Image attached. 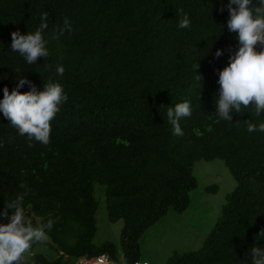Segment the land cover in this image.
Masks as SVG:
<instances>
[{
    "label": "trees",
    "instance_id": "trees-1",
    "mask_svg": "<svg viewBox=\"0 0 264 264\" xmlns=\"http://www.w3.org/2000/svg\"><path fill=\"white\" fill-rule=\"evenodd\" d=\"M228 2L0 0V99L20 76L38 90L51 77L68 96L50 122L47 146H30L0 112V211L27 193L24 207L34 226L56 220L48 233L56 256L31 253L25 264H78L103 254L111 264H122L119 255L126 264L139 261L140 235L170 208H187L198 186L195 163L213 159L224 162L235 186L201 246L175 254L172 264H251L250 248L264 247L258 235L264 230V132L246 131L248 112L233 113L229 122L215 111L218 71L228 64L229 46L233 53L239 47L227 28V9L218 10ZM180 8L190 28H178ZM43 12L50 54L28 65L13 52L11 33L35 32ZM65 17L73 31L51 39ZM217 49L224 54L214 59ZM196 62L201 88L194 80ZM58 64L65 68L62 77L55 74ZM185 100L192 114L179 121V137L167 108ZM217 189L215 183L205 186ZM97 194L108 220L121 222L119 246L93 240Z\"/></svg>",
    "mask_w": 264,
    "mask_h": 264
},
{
    "label": "clouds",
    "instance_id": "clouds-1",
    "mask_svg": "<svg viewBox=\"0 0 264 264\" xmlns=\"http://www.w3.org/2000/svg\"><path fill=\"white\" fill-rule=\"evenodd\" d=\"M228 11V31L236 33L235 39L239 47L233 53L231 46L228 64L218 71L217 83L220 85L218 99L215 100V111L219 120L232 121V114L237 116L244 112L251 114V119L244 120L246 131L264 132V0H229L218 10ZM177 12L181 18L179 29L190 28L191 21L182 8ZM48 13L40 15V25L35 32L22 35L19 30L11 33V48L19 53L28 65L36 64L38 57L46 59L49 56L47 47L49 41L43 33L48 29ZM73 31L72 22L65 17L63 27L58 28L51 39H59L65 32ZM257 45L260 50L257 51ZM207 53V52H206ZM205 53V54H206ZM224 50L217 49L214 59L223 56ZM51 65L47 68L50 71ZM199 64L193 65L194 80L201 88L202 76L197 72ZM17 72L20 70L17 69ZM65 68L56 65L55 74L63 76ZM29 91L20 92L24 85ZM68 100L63 86L53 82L50 77L44 82L43 89L38 90L31 80L24 76L17 78L15 87L9 92L7 86L3 88V98L0 99V112L9 119L17 134L25 136L30 142L36 141L45 146L50 144L51 121L61 111V107ZM192 106L189 100L177 103L167 108V119L172 125L173 135L182 137L184 132L179 121L190 117ZM255 118L257 122H253ZM13 137L9 136L8 142ZM3 144L0 143V147ZM21 187H24L21 185ZM24 193L4 203L0 211V264H25V253H28L35 243H43L49 239L48 233L52 230L56 220L48 219L33 225L29 219L28 210L24 207ZM30 207V206H29ZM9 210L11 213L9 214ZM264 237V230L258 234ZM251 264H264V247L255 245L250 248ZM138 261V260H137ZM145 261V260H143ZM147 262V261H146ZM149 263V262H148ZM98 264H108L107 254L98 258Z\"/></svg>",
    "mask_w": 264,
    "mask_h": 264
},
{
    "label": "rangeland",
    "instance_id": "rangeland-1",
    "mask_svg": "<svg viewBox=\"0 0 264 264\" xmlns=\"http://www.w3.org/2000/svg\"><path fill=\"white\" fill-rule=\"evenodd\" d=\"M193 174L198 186L190 192V202L181 212L169 209L159 220L146 228L138 239L139 261L149 264H172L175 254H181L199 248L210 231L227 194L235 186L230 171L220 159L200 160L194 165ZM215 183L218 189L208 192L205 186ZM96 211L97 231L94 242H114L119 246L121 222L109 221L105 212L104 197L99 194ZM30 219V218H29ZM31 253H41L47 258L56 256L50 246L49 239L43 243H35L25 257ZM171 260V261H170ZM119 262L126 260L119 255Z\"/></svg>",
    "mask_w": 264,
    "mask_h": 264
},
{
    "label": "built area",
    "instance_id": "built-area-1",
    "mask_svg": "<svg viewBox=\"0 0 264 264\" xmlns=\"http://www.w3.org/2000/svg\"><path fill=\"white\" fill-rule=\"evenodd\" d=\"M99 257H100V256H97V257H94V258L87 259V260H85V261L80 260V261L78 262V264H98V258H99ZM108 264H111V262L108 261ZM132 264H149V263L146 262V261H134Z\"/></svg>",
    "mask_w": 264,
    "mask_h": 264
}]
</instances>
